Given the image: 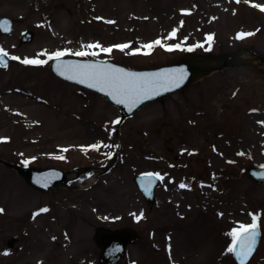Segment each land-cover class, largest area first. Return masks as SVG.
<instances>
[{
	"label": "rangeland",
	"instance_id": "rangeland-1",
	"mask_svg": "<svg viewBox=\"0 0 264 264\" xmlns=\"http://www.w3.org/2000/svg\"><path fill=\"white\" fill-rule=\"evenodd\" d=\"M0 3V17L13 23L10 34H0L9 60L0 66V159L60 168L72 179V187L42 192L0 163V264H96L94 232L127 226L138 240L117 264H235L227 251L230 233L252 223L253 215L260 239L248 264H264V184L245 172L264 164V65L212 72L143 106L116 129L119 108L56 77L48 60L65 51L63 57L140 70L244 47L264 55V11L253 6L264 0ZM25 30L33 38L22 43ZM240 33L252 35L238 39ZM123 44L129 45L124 51L114 47ZM79 51L98 55L76 56ZM25 58L48 62L24 64ZM108 165L106 173L83 169ZM143 172L163 177L152 205L133 182ZM28 203L31 209L21 217L17 208Z\"/></svg>",
	"mask_w": 264,
	"mask_h": 264
},
{
	"label": "water",
	"instance_id": "water-1",
	"mask_svg": "<svg viewBox=\"0 0 264 264\" xmlns=\"http://www.w3.org/2000/svg\"><path fill=\"white\" fill-rule=\"evenodd\" d=\"M4 21H7L10 26V31L4 32L2 29H0L1 34H10L12 30V21L7 17H1L0 23H3ZM33 37V33L29 30H26L22 32L20 41L23 43L31 41ZM249 55L251 56V59L258 60L261 64L264 63V56L258 54L255 50L249 49V48H241L237 51H235L232 54L228 55H222L220 57H202V56H187L179 59L178 61L170 64V65H162L156 68L151 69H129L122 65L115 64L113 62L104 61V60H81L74 57L69 58H61L59 61L52 60L50 69L51 71L59 76L60 78L67 80L69 82H73L78 84L79 86H82L90 91H94L96 93H99L103 97H105L106 101L116 107L120 110V119L119 123L117 124L116 128L119 126V124L127 117L134 114L138 109L143 107L144 105L150 104L152 102L159 101L166 96L170 95L171 93H174L176 91L182 90L186 88L189 84L199 80L203 76H206L214 71L223 70L226 68H233V67H242V66H250L251 60H246L243 58V55ZM6 64L8 63V58L5 57ZM84 64V63H95V64H108L116 68L123 69L126 72H132L137 74H180L181 72L184 75L183 82L180 84L179 87H173L168 91L161 90L159 95H154L150 99L144 100L142 103L138 104L136 107L132 108L131 111H129V108L123 104H117L110 96H108L104 92H100L95 88H89L86 84H79L73 80H68L65 77L61 76L56 71L57 64ZM0 163L16 170V172L25 179L27 183L32 185L35 188H38L40 190L48 191L51 188L58 187V186H67L68 179L66 178L67 172H63L58 168H33V167H21L13 163L6 162L2 159H0ZM108 165L107 167H102L101 169L106 171L109 169ZM246 173L248 177L253 180L256 183L264 184V165L262 166H250L246 169ZM148 174H152L151 177L148 176ZM151 180V186L149 188V181ZM45 182L47 183V186H45ZM133 182L137 188V190L140 192L142 197L147 203H153L154 202V188L158 184V179H156V176L153 173H141L133 177ZM146 189H148L146 191ZM94 239L96 241V244L100 248L99 252V259L97 264H116V262L121 258L125 246L129 243H133L136 241L137 237L135 232L131 228H122V229H116V230H109L101 228L96 231L94 235ZM259 240V235L256 238V244L254 247V251L256 249L257 243ZM16 241V238H11L7 241V247L10 249L13 245V243ZM254 251L252 252L251 256L253 255ZM251 256L247 260L246 264L250 260ZM233 258L235 259L237 264H240V260L233 254Z\"/></svg>",
	"mask_w": 264,
	"mask_h": 264
},
{
	"label": "snow or ice",
	"instance_id": "snow-or-ice-1",
	"mask_svg": "<svg viewBox=\"0 0 264 264\" xmlns=\"http://www.w3.org/2000/svg\"><path fill=\"white\" fill-rule=\"evenodd\" d=\"M240 0H237L239 3ZM247 2V0H246ZM254 7L260 8L261 11H264V6L253 5ZM108 23H113L108 21ZM0 29L4 32L10 31V26L7 21L0 23ZM252 33H240L238 39H243L245 36H250ZM175 36V31L170 35L169 38ZM209 41L212 37H208ZM155 45H161V41L157 40L154 42ZM154 45L147 44L143 47L151 49ZM162 46V45H161ZM89 49L99 48L104 53H111L113 51L112 47L103 48L99 44H89L86 46ZM115 48H118L120 51H124L129 47L127 44L116 45ZM179 47V46H177ZM169 51L172 49L169 48ZM188 51H192L191 48ZM65 51H57L54 54L48 56V60L59 61L61 57L67 55ZM76 56H96L97 52L94 51H79L74 53ZM132 54H136L135 52ZM147 54V53H145ZM8 56V53L3 49H0V66H6L5 57ZM11 59L16 60L18 57L12 56ZM48 60H39V59H27L25 58L21 62L24 64H45ZM56 71L63 77L68 80H73L79 84H86L89 88H95L100 92L106 93L110 96L117 104H123L129 108V111L132 108L136 107L138 104L142 103L146 99H150L154 95H159L161 90L168 91L173 87H179L183 82L184 75L181 72L180 74H137L132 72H126L123 69L113 67L108 64H95V63H84V64H57ZM119 123V121H116ZM93 149H98V145H92ZM63 151H67L64 149ZM56 159H64L63 156H57ZM27 164V161H25ZM149 177L152 174H148ZM156 179L162 180L163 177L156 174ZM45 186L47 183L45 182ZM151 186V180L149 181V188ZM180 188H185V184H180ZM148 189H146L147 191ZM2 211V210H0ZM48 209H41L40 212H47ZM36 213L35 215H39ZM142 218L137 217V219ZM259 217L256 215L252 216V223L250 224H241L238 229H233L230 235L232 236V245L227 249L229 253H233L239 260L240 264H246L247 260L254 251L256 244V238L259 235Z\"/></svg>",
	"mask_w": 264,
	"mask_h": 264
},
{
	"label": "bare ground",
	"instance_id": "bare-ground-1",
	"mask_svg": "<svg viewBox=\"0 0 264 264\" xmlns=\"http://www.w3.org/2000/svg\"><path fill=\"white\" fill-rule=\"evenodd\" d=\"M3 10H4V8L2 7V4L0 3V12ZM251 65L256 67V66H259V63L256 60H251ZM30 209H31V203L30 204L28 203V204L23 205V206H19L17 208V210L20 211L21 217L26 216L27 213L30 211Z\"/></svg>",
	"mask_w": 264,
	"mask_h": 264
}]
</instances>
